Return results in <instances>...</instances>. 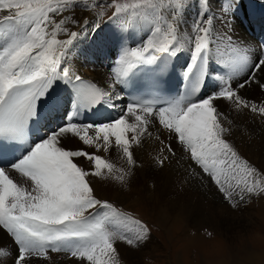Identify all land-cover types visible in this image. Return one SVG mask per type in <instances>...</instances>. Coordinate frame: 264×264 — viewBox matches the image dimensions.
Returning a JSON list of instances; mask_svg holds the SVG:
<instances>
[{
	"label": "snow or ice",
	"instance_id": "snow-or-ice-1",
	"mask_svg": "<svg viewBox=\"0 0 264 264\" xmlns=\"http://www.w3.org/2000/svg\"><path fill=\"white\" fill-rule=\"evenodd\" d=\"M188 2L0 0V232L16 245L12 264L49 252L78 264H120V242H146L149 225L98 197L91 178L125 183L138 166L134 150L149 138L162 145L157 163L165 166L176 151L162 131L233 208L264 195V167L229 139L231 112L264 119V100L244 95L264 97V45L256 54L226 26L217 28L223 15L210 0H200L199 17L186 26ZM104 24L115 26L120 49L106 85L98 86L72 57L81 38ZM180 58L184 86L165 95L164 77ZM57 82L71 88V112L55 94ZM61 111L63 124L48 127ZM87 113L99 118L83 122ZM113 149L124 165L100 154Z\"/></svg>",
	"mask_w": 264,
	"mask_h": 264
},
{
	"label": "bare ground",
	"instance_id": "bare-ground-1",
	"mask_svg": "<svg viewBox=\"0 0 264 264\" xmlns=\"http://www.w3.org/2000/svg\"><path fill=\"white\" fill-rule=\"evenodd\" d=\"M219 1L221 3V0ZM244 1L247 2V0ZM210 3L218 15H223V19L217 20L216 22L217 28H224L226 26L234 40L240 41L244 45L251 46L253 49L257 47L259 50L258 45H264V24H262V22L264 23V0H249V4H244V6H239L238 4V8H240L243 12H240L239 10H235L234 12L233 5L235 4L231 0H223L220 6L217 4L218 0H210ZM199 7L200 3H195L190 6L191 9L186 10L183 13V19L186 26L190 25L196 19L195 13L196 11L200 10L198 9ZM225 7L229 8L230 10L225 14H221L220 9ZM199 15L200 13L197 16L199 17ZM110 25L114 27V25ZM243 25H245V27L251 28V37L247 36V33H245L247 28L243 27ZM106 26L107 25H104V31L113 36L115 40L111 41L110 44L107 45L111 39L100 36L97 40L96 46H101L102 48H96L95 50L90 49L91 47L89 43L93 39L95 32L89 33L88 35L82 37L77 43L72 57V59L77 58L73 64L79 74L88 81L96 83L98 86L106 85L110 71L107 68L109 65L111 69L113 64V61H110L112 58L111 55L115 53V50L119 52L120 49L119 41L117 37L114 36L112 31V29L115 30V28L110 29ZM257 35L258 37H255ZM83 40H86L87 43H84ZM220 47L221 49L226 48V46L223 44ZM79 49H81L80 53L78 52ZM115 59L116 57L113 60ZM97 62L100 63L97 64ZM175 64L177 65L175 77L176 80L173 82L178 94L182 86L177 85V80H183L180 75L181 67H179V65L186 66V60L184 58H180L175 62ZM244 95L251 96L257 101L264 100V97L261 96L259 91L249 90L248 92L244 93ZM59 96L62 97L64 111L71 112L72 99L68 92L64 88H61L59 91ZM221 106L226 107L223 104ZM64 111H61L59 115H64ZM59 115L57 117H59ZM104 115H107V112H105ZM230 115L234 120L233 132L229 138L230 141L234 144L238 152L251 164L258 168L264 167V119H262L260 116L253 115L247 110H244L240 114L231 112ZM84 116V122L87 123H91L99 118V114L93 113H87ZM57 117L56 119L58 121L52 120L48 124L50 128H56L63 124L64 117L61 119V121H59ZM153 133L155 134V129H153ZM161 135L166 140V142L171 143L175 148L176 155L171 157L170 162H166L165 166L163 167L158 165L157 160L160 157L162 145L154 139L149 138L144 142L142 148H136L134 150L135 156L138 160V166L134 168L131 176L125 178V183L120 184L112 180L94 177L91 178L96 188V193H105V196H100L105 199L111 198L115 203V206L128 204L131 200H134V203H136L138 200H140L139 198H145L149 205L153 207L154 211L157 210L159 213H161V215H165L167 217L165 218L167 221H171V219H174L173 217H175L174 223L178 222L180 217L185 216L184 220L190 221V225L193 227L202 223L210 222L211 224L213 223L215 226H218V229H222L223 222H225L227 225H229V227L226 229L228 233L232 225V221L238 222L234 218L228 219V217H224V215H226L225 213H227L226 216L234 215L233 210H231L232 206L228 204L227 200L224 199L226 202L225 204L227 205L226 209L229 208L230 213L228 211H223L226 209H222L221 206L224 202L222 201L223 198L220 197L222 194L218 192L220 196L217 195L216 197L213 195L215 190H213V188L208 189V186L204 185V183L207 182L209 183V186H213L214 184L210 182V180L204 175H202V178L198 177L200 170L193 164V162L188 159V154L183 152L166 132L162 131ZM68 144L72 147H82V145L77 140H71L68 142ZM89 151H93V149H89ZM100 154L110 159L118 166L124 165L123 159L118 156L116 150L114 149L111 152H101ZM192 172H195L196 174L190 175ZM139 177H141L142 181L141 186L139 181H137ZM177 184L181 186L178 190V193L176 192ZM187 196L193 199H188ZM200 197L207 199L208 205H211V202H215V208H212L213 206L211 205L212 207L209 208V211H207L205 207L199 204L201 203L199 201ZM244 203L245 202L240 203L238 209H243ZM162 207L164 208L162 209ZM242 217L243 216H241V221L243 220ZM179 222H183V220H179ZM172 223L173 220L171 224ZM146 242L142 243L141 245L146 246ZM62 254L67 256V253ZM67 257L73 259L70 256ZM263 258L264 253H251L248 260L255 262L256 260L260 261ZM52 259L53 257H50V260ZM74 262L76 261L74 260ZM222 264L225 263L223 262Z\"/></svg>",
	"mask_w": 264,
	"mask_h": 264
},
{
	"label": "rangeland",
	"instance_id": "rangeland-1",
	"mask_svg": "<svg viewBox=\"0 0 264 264\" xmlns=\"http://www.w3.org/2000/svg\"><path fill=\"white\" fill-rule=\"evenodd\" d=\"M198 2L200 3V0H189L187 6L183 10V13L186 10L191 9L190 6ZM217 4L218 6L221 5L219 0ZM244 4H249V0H247V2L244 1L239 6H244ZM233 6L234 12L235 10L243 12L240 8H236L235 5ZM198 9L201 10V7ZM199 13L200 12L195 15L196 18H198L197 15ZM262 24L264 23L262 22ZM104 25L100 30L95 32L93 39L89 43L91 47L90 49L95 50L96 48H102L101 46H96L97 40L100 36L111 39L107 45H109L111 41L115 40L113 36L104 31ZM110 26L111 25L109 24L108 27L110 29L115 28V26ZM243 27H245V25H243ZM245 28H247L245 33H247V36L251 37V28ZM112 31L114 36L117 37L118 33L116 28L115 30L112 29ZM255 37H258V35ZM83 41L84 43H87L86 40ZM254 49L256 50V54H258V48L255 47ZM78 52L80 53L81 49H79ZM117 54L118 51L115 50V53L111 55L112 58L110 61H114L113 59L117 56ZM99 63L100 62H97V64ZM107 69L110 70L109 65ZM181 71L182 69L180 68V72ZM63 117L64 115L61 114L57 118L61 121ZM54 120L58 121L56 118ZM198 177L202 178V175L199 174ZM137 181H139L141 186V177H139ZM208 184V182L204 183L205 186H208V189L213 188V190H215L213 195L217 197V195H219V191L216 186H209ZM180 187L181 186H179V184L176 185L177 193ZM96 194L99 195L98 197L100 198H102V195L105 196V193L101 192ZM220 197L223 198V196ZM187 198L193 199L188 196ZM139 199L140 200L136 203H134V200H131L128 204H122L116 207L129 213L130 215H133L141 221L146 222L150 227V236L147 239L146 246L141 245L139 248H131L120 242L118 244L120 251V264H222L223 262L225 264H264V258L260 261L256 260L255 262L248 260L251 253H264V195H254L249 197L243 204V209L231 207L235 216H226L227 213H225L226 215H224V217H228V219L234 218L238 221H232V225L228 233L226 229L229 225L225 222H223V228L218 229V226H215L210 222L202 223L193 227L190 225V221L184 220L185 216L180 217L178 222L175 223V217H173L174 219H171V221H167L165 219L167 217L165 215H161V213L157 210L154 211L153 207L149 205L145 198ZM106 200L115 205L111 198ZM199 201L201 203H198L205 207L207 211H209V208L212 206V208H215V202H211V206L208 205L207 199L203 197H200ZM222 201H224L221 205L222 209H226L227 205L225 204L226 202L224 198ZM163 208L164 207H162V209ZM223 211H228L230 213L229 208ZM241 216H243L242 221ZM172 220L173 223L171 224ZM179 220H183V222H179ZM0 251L9 253L8 255H0V264H12V257L16 253V245L4 232H0ZM62 253L63 252H49L47 253L46 258L33 259L32 264H78L77 261L74 262V259H70ZM50 257H53V259L50 260Z\"/></svg>",
	"mask_w": 264,
	"mask_h": 264
}]
</instances>
